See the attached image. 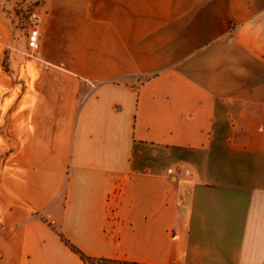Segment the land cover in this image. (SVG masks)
I'll use <instances>...</instances> for the list:
<instances>
[{
  "label": "crops",
  "instance_id": "crops-1",
  "mask_svg": "<svg viewBox=\"0 0 264 264\" xmlns=\"http://www.w3.org/2000/svg\"><path fill=\"white\" fill-rule=\"evenodd\" d=\"M14 1L0 264H264V0Z\"/></svg>",
  "mask_w": 264,
  "mask_h": 264
},
{
  "label": "built area",
  "instance_id": "built-area-1",
  "mask_svg": "<svg viewBox=\"0 0 264 264\" xmlns=\"http://www.w3.org/2000/svg\"><path fill=\"white\" fill-rule=\"evenodd\" d=\"M22 2L19 9L21 26L27 32V47L30 50H34L38 46V37H39V24H40V15L37 7L25 3V0H20ZM171 173V171H169Z\"/></svg>",
  "mask_w": 264,
  "mask_h": 264
},
{
  "label": "trees",
  "instance_id": "trees-1",
  "mask_svg": "<svg viewBox=\"0 0 264 264\" xmlns=\"http://www.w3.org/2000/svg\"><path fill=\"white\" fill-rule=\"evenodd\" d=\"M59 238L61 242L75 255H77L83 262L87 263H98V264H131V263H122V262H111V261H103V260H94L85 257L82 253H80L73 245H71L62 235L59 234Z\"/></svg>",
  "mask_w": 264,
  "mask_h": 264
},
{
  "label": "rangeland",
  "instance_id": "rangeland-1",
  "mask_svg": "<svg viewBox=\"0 0 264 264\" xmlns=\"http://www.w3.org/2000/svg\"><path fill=\"white\" fill-rule=\"evenodd\" d=\"M20 2H22V1H20V0H15L14 1V3H15L14 11H15V16H16L17 26H19L21 28L22 27L21 26V21L19 20L21 12H20V10H18L20 5H21Z\"/></svg>",
  "mask_w": 264,
  "mask_h": 264
}]
</instances>
